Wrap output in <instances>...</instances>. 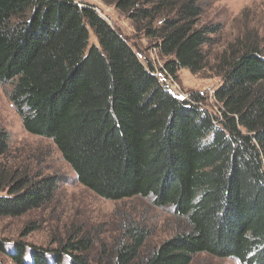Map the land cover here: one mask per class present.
<instances>
[{"label":"trees","instance_id":"obj_1","mask_svg":"<svg viewBox=\"0 0 264 264\" xmlns=\"http://www.w3.org/2000/svg\"><path fill=\"white\" fill-rule=\"evenodd\" d=\"M128 18L164 59L159 73L81 0H0V85L30 135L52 142L77 182L112 202L151 199L185 223L141 257L146 228L128 224L99 261L94 240L71 233L53 250L0 241L11 264H191L200 253L264 264V47L245 31L211 67L218 113L168 78L209 66L219 24L201 23L199 0H100ZM90 33L96 43L89 45ZM0 218L50 203L56 176L2 167ZM10 244V243H9ZM30 248V253H28ZM27 253L29 258H27ZM0 264H5L0 260Z\"/></svg>","mask_w":264,"mask_h":264},{"label":"rangeland","instance_id":"obj_2","mask_svg":"<svg viewBox=\"0 0 264 264\" xmlns=\"http://www.w3.org/2000/svg\"><path fill=\"white\" fill-rule=\"evenodd\" d=\"M95 6L98 14L128 40L137 51L141 62L150 61L162 81L159 68L164 59L157 53L144 34L133 23L100 0H81ZM203 14L201 23L219 24L221 31L215 36L213 47L208 48L209 66L196 75L180 70L175 78H168L169 89L181 100L198 94L203 107L218 113L213 97L221 80L211 71L216 58L227 45L241 38L245 31L256 32L264 47V0H199ZM96 43L90 33L89 45ZM164 80V79H163ZM8 85H0V131L9 135L10 155L3 161L7 169H25L31 174L59 178L52 201L40 209L31 210L19 217L0 218V241L11 244L21 242L43 250H53L64 243L71 233L88 235L94 240L89 252L91 260L99 261L102 246L110 249L120 240L123 228L138 224L146 228L149 236L141 257L185 227L171 207L157 208L151 199L133 198L120 202L106 201L82 187L70 167L47 139L32 136L22 127L21 120L8 100ZM10 243V244H9ZM27 250L30 253V248ZM27 253V258L29 254ZM0 260L11 264L0 255ZM61 264H68L65 256ZM191 264H240L233 258H215L204 253L193 257Z\"/></svg>","mask_w":264,"mask_h":264},{"label":"built area","instance_id":"obj_3","mask_svg":"<svg viewBox=\"0 0 264 264\" xmlns=\"http://www.w3.org/2000/svg\"><path fill=\"white\" fill-rule=\"evenodd\" d=\"M157 76V74H155Z\"/></svg>","mask_w":264,"mask_h":264}]
</instances>
